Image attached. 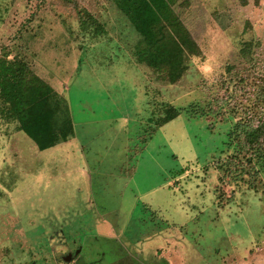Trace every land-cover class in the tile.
<instances>
[{"label":"rangeland","instance_id":"obj_1","mask_svg":"<svg viewBox=\"0 0 264 264\" xmlns=\"http://www.w3.org/2000/svg\"><path fill=\"white\" fill-rule=\"evenodd\" d=\"M173 8L195 45L171 82L138 61L115 0H0V61L43 81L28 125L0 78V264H168L164 246L171 264H264V133L247 138L264 125V0ZM64 115L67 142L24 131L43 146Z\"/></svg>","mask_w":264,"mask_h":264},{"label":"trees","instance_id":"obj_2","mask_svg":"<svg viewBox=\"0 0 264 264\" xmlns=\"http://www.w3.org/2000/svg\"><path fill=\"white\" fill-rule=\"evenodd\" d=\"M178 0H115V4L129 19L134 30L140 36L137 57L139 62L148 63L150 66L158 69L166 70L170 81L174 82L180 78L183 73L184 53L185 48L189 45H195L189 36V31L182 22L178 13L175 12L173 5ZM243 6L247 5L249 0H238ZM255 4L259 0H253ZM142 45V46H141ZM194 53V48L189 49ZM139 63V65H142ZM28 64L23 60L16 61H0V78L7 89V101L14 104L17 108L11 106L9 110V117L19 118L24 124H28L24 120L26 117L27 107L26 103L35 95L31 93L34 88L32 83L38 88H42L43 81H41L34 74ZM38 79V80H37ZM31 84V85H30ZM31 86V87H30ZM30 88V92L27 88ZM28 91V93H27ZM33 91V90H32ZM34 93V91H33ZM10 94V95H9ZM32 97V98H31ZM20 108V110H18ZM20 111V112H19ZM170 115L166 121L172 119L177 115ZM173 116V117H172ZM67 123L65 131H57L53 129L51 141L45 145L39 143V136H36L30 129H23L30 139H32L40 149L53 146L59 141H64L69 134L72 133L71 122L63 116ZM23 124V125H24ZM264 133V125H259L248 133V141L255 142Z\"/></svg>","mask_w":264,"mask_h":264},{"label":"crops","instance_id":"obj_3","mask_svg":"<svg viewBox=\"0 0 264 264\" xmlns=\"http://www.w3.org/2000/svg\"><path fill=\"white\" fill-rule=\"evenodd\" d=\"M20 128V127H19ZM21 129V128H20ZM73 135V133H71V134H69L68 136H67V138L64 140V141H59V142H57L56 144H54L53 146H56V145H58V144H61V143H64V142H67L69 139H70V137ZM152 217L150 216V219H151ZM26 240H28V239H26ZM170 248H173V247H170ZM159 251H160V254H158L157 255V252H155L154 254H155V256H157L158 258H161V259H164L165 261H167V263L168 264H171V259H172V257H174V256H176V254H175V252L174 251H172L173 249H169V246H164L161 250L160 249H158ZM174 252V253H173ZM178 253V255L180 256V254H179V252H177ZM178 256V257H179ZM70 259V258H69ZM164 261V262H165ZM180 264H182V262H181V260H180Z\"/></svg>","mask_w":264,"mask_h":264}]
</instances>
